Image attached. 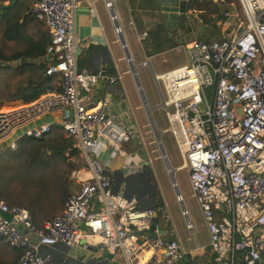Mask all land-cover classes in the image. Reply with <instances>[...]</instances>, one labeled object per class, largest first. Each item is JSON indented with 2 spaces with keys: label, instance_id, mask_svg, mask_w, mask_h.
Listing matches in <instances>:
<instances>
[{
  "label": "built area",
  "instance_id": "2783aa9c",
  "mask_svg": "<svg viewBox=\"0 0 264 264\" xmlns=\"http://www.w3.org/2000/svg\"><path fill=\"white\" fill-rule=\"evenodd\" d=\"M237 1L239 12L225 9V20L217 19L226 28L219 39L189 38L176 46L186 62L153 70L152 77L167 121L164 130L180 152V166L205 221L212 264H264V230L257 229L264 226V0ZM75 4L32 2L29 10L47 28L44 73L56 89L0 110L2 147L14 148L22 135L39 137L52 125L71 140L64 148L70 165L67 197L41 227L25 207L0 199V238L16 248V264H48L54 246L81 242L97 245L100 255L122 254V264H136L138 239L150 250L138 264H175L183 251L176 239L164 240L151 227L154 208L111 186V162L118 156L124 164L122 144L135 130L115 117L109 95L93 98L96 87L118 82L119 74L77 65ZM146 36L142 30L139 39ZM49 113L57 118L39 120ZM104 147L110 149L107 161L99 156ZM175 197L179 200V193ZM247 217L252 222L244 227Z\"/></svg>",
  "mask_w": 264,
  "mask_h": 264
},
{
  "label": "crops",
  "instance_id": "0c3cea01",
  "mask_svg": "<svg viewBox=\"0 0 264 264\" xmlns=\"http://www.w3.org/2000/svg\"><path fill=\"white\" fill-rule=\"evenodd\" d=\"M106 1L109 2L108 6L106 5ZM181 1L184 2L182 3ZM75 2L73 20L75 32L79 38L77 65L88 70L102 66L108 73L117 72L119 74L120 80L118 82L102 84L96 87L93 91V98L95 99L104 94L109 95V106L115 117L123 123L130 124L135 130L134 137L122 144V148L125 151L124 164L120 165L121 159L118 156L113 158L111 162V167L109 168L111 186L113 190L120 191L125 195H134L137 198L138 205L153 207L156 216L154 220H152L153 218L151 219L152 228L164 240L176 239L180 244L181 240L174 229L168 213L165 211L160 180V174L163 173L162 163L158 164L155 162L154 155L150 153L149 148L145 145V142L146 144L149 142L147 132L145 134V131L148 130L143 128V123L136 116L135 106L129 102L123 81L121 80L123 75L120 72L125 71V75L128 72L124 65V53L118 39V32L121 34L129 54L130 61L128 63L134 66V71L136 72L137 66L143 64L150 65V57L163 50L164 46L176 47L191 38L177 33V31H180L178 27L181 22V16L190 13L191 9H193L190 6V0H75ZM90 6L93 8L92 13L88 11V7ZM115 26L118 27V31H116ZM166 26H175L176 28V36L170 40V43H163L165 40L163 30L165 29L168 32ZM123 28L128 30L129 37L133 42L141 41L140 52L134 49L133 53H131ZM130 28L134 31V37ZM154 29H156L157 34L150 36V30ZM142 30H146L147 36L139 39ZM178 36L180 38H177ZM156 41L161 42L160 47L157 49L154 47ZM132 54L135 62L131 58ZM125 60L127 59L125 58ZM130 72L134 79L135 87L138 88L140 99L143 102V110L149 124L148 126L160 148L165 169L173 177L174 171L182 166H180V163L171 166L167 162L160 139L162 132L166 131L164 130L165 126L161 123L157 125L154 117H152V111L159 103L153 104L145 101L139 84L138 86L136 84L135 75L131 70ZM44 116L46 118H43ZM53 118H57V114H45L39 120ZM99 156L102 160L107 161L110 157L109 148L104 147L101 149ZM173 181L175 183V180ZM171 183L173 184L172 180ZM174 188L178 191L175 186ZM176 201H178L184 211L181 196ZM262 209L264 210V197ZM187 221L190 222L188 229L192 231V222L185 215V222ZM257 229L264 230V226H259ZM137 243L138 250L135 251L137 259H134L136 264L144 260L145 251H150L147 247L139 246L140 239L137 240ZM207 243L208 240L205 244H194L189 247H184L181 243L180 247L183 251V256L175 264H212V254L208 249ZM1 244L3 243L1 242ZM1 244L0 264H16L17 250L14 249L13 251L8 247H2ZM96 246L94 244L84 246L82 242L70 248L56 245L51 250L52 260L48 264L123 263L124 258L122 254L116 253L111 255L104 253L100 255Z\"/></svg>",
  "mask_w": 264,
  "mask_h": 264
},
{
  "label": "trees",
  "instance_id": "16d2710c",
  "mask_svg": "<svg viewBox=\"0 0 264 264\" xmlns=\"http://www.w3.org/2000/svg\"><path fill=\"white\" fill-rule=\"evenodd\" d=\"M33 1L0 0V87L12 83L10 93L1 94L0 105L18 98L27 102L56 89L53 78L44 73L49 38L45 24L29 10ZM219 18L225 20L222 12L209 21L204 40L219 39L226 30L217 23ZM155 34L156 29L150 30V36ZM160 45L156 41L155 49ZM70 142L52 125L39 137L22 135L14 148H0V199L25 207L37 227L60 212L67 197L70 165L64 148ZM0 241L2 247L16 249Z\"/></svg>",
  "mask_w": 264,
  "mask_h": 264
},
{
  "label": "rangeland",
  "instance_id": "374dc122",
  "mask_svg": "<svg viewBox=\"0 0 264 264\" xmlns=\"http://www.w3.org/2000/svg\"><path fill=\"white\" fill-rule=\"evenodd\" d=\"M181 2L183 3L184 1ZM189 3L190 6L193 7V9H191L190 13L181 16V22L178 27L180 31H177V33L179 35H184L191 38H203L206 32L209 31V21L216 19V16L220 12H222V10L227 9L229 12H239L240 10L237 0H190ZM229 21L231 22V19ZM166 29L168 30V32L165 29L163 30L165 38L163 43H170V40L175 38L176 36V28L175 26H166ZM123 32L125 34V38L127 44L129 45V50L131 51V53H133L132 51L134 49H137L140 52L141 41L133 42L129 37L130 35L128 30L123 28ZM131 32L134 37V31L132 29ZM177 38H180V36H178ZM162 49L163 50L155 53L150 57V65L143 64L136 67V79L138 81L141 94L145 101H147L148 103L154 104L159 103L160 101L158 89L152 77V70L158 72L186 62V56L181 48L177 49L175 46L170 47L166 45ZM123 58L125 63L124 65L128 73L127 75H125V71H121L120 74L123 75V77H121V80L123 81V86L127 94V98L129 102L133 103V105L135 106V110L137 112L136 116H138L139 120H141V122L143 123V128L148 130L145 131V134L147 132V139L149 140V142H147V144L145 142V145L149 148L150 153L154 155L155 162L158 164L162 163L163 173L160 174V180L163 199L165 202V211L168 213L171 222L173 223L174 229L176 230L177 235L181 240V242L179 240L180 244L182 243L184 247H189L194 244H205L209 238L208 232L196 198L192 194V191L190 189L186 169L184 167H181L174 171L173 180H175V183L172 184L170 175L165 169V163L163 161L160 148L153 137L150 127L148 126L149 124L147 123L146 115L143 110V102L140 99L138 88L135 87L134 79L130 72L129 63L128 60H125L124 54ZM131 58L135 62L133 54L131 55ZM204 89L205 92L209 94V86H206ZM11 90L12 83L8 82L6 83V86L3 85L0 87V96L1 94L8 95ZM24 103L26 102H22L19 98L8 100L0 105V110L15 106L17 107ZM152 117H154L157 125L160 123L163 126L167 125L164 109L161 106L155 107L153 109ZM43 118L46 117L44 116ZM18 131L19 130H17V132ZM160 139L162 141V148L164 150L168 164L174 166L181 163L182 157L180 155V152L178 151V148L176 147L171 133L169 131L162 132V134L160 135ZM4 144L5 142L0 143V148ZM174 186L179 191L184 211L182 210L178 201H176L175 199ZM184 214L192 222V231H190L186 225ZM258 230L261 231V229Z\"/></svg>",
  "mask_w": 264,
  "mask_h": 264
},
{
  "label": "water",
  "instance_id": "95a60500",
  "mask_svg": "<svg viewBox=\"0 0 264 264\" xmlns=\"http://www.w3.org/2000/svg\"><path fill=\"white\" fill-rule=\"evenodd\" d=\"M110 13H111V11H110ZM112 14V13H111ZM118 39H119V42H120V44L122 45V49H123V53H124V56H125V58L128 60V61H130V58H129V54H128V51H127V49H126V46L124 45V40H123V38H122V36H121V34L118 32ZM130 65V70L133 72V74L135 75V71H134V66L131 64V63H129ZM135 80H136V84H137V86H138V81H137V79H136V75H135ZM160 106V104H158V106L157 107H159ZM169 171H170V169H169ZM169 175H170V179L172 180V182L174 183V181H173V177H172V175L169 173ZM175 193L176 194H178V191L175 189ZM2 214L5 216V218H8L9 216H8V214L7 213H5V212H2ZM152 220H154V218L152 219ZM151 227H153L152 225H151ZM28 236H29V238L32 240V241H35L36 239H37V236L34 234V233H28L27 234Z\"/></svg>",
  "mask_w": 264,
  "mask_h": 264
},
{
  "label": "bare ground",
  "instance_id": "6f19581e",
  "mask_svg": "<svg viewBox=\"0 0 264 264\" xmlns=\"http://www.w3.org/2000/svg\"><path fill=\"white\" fill-rule=\"evenodd\" d=\"M245 219H246V217H245ZM247 219L248 220H242V224L244 225V227L248 226L252 222V220H251L250 217H247ZM149 252L150 251H145V253H144V259L148 256Z\"/></svg>",
  "mask_w": 264,
  "mask_h": 264
}]
</instances>
